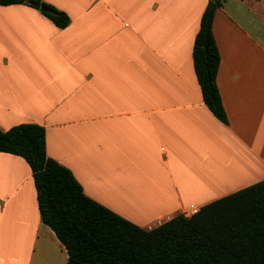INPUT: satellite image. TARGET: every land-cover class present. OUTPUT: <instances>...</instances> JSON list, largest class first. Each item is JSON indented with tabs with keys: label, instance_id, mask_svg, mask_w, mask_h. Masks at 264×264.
I'll return each instance as SVG.
<instances>
[{
	"label": "crops",
	"instance_id": "0c3cea01",
	"mask_svg": "<svg viewBox=\"0 0 264 264\" xmlns=\"http://www.w3.org/2000/svg\"><path fill=\"white\" fill-rule=\"evenodd\" d=\"M43 1L69 15L67 28L0 5L1 131L45 127L48 156L144 229L264 180V0L215 13L229 124L205 105L194 70L208 0ZM67 259L41 221L30 166L0 152V264Z\"/></svg>",
	"mask_w": 264,
	"mask_h": 264
},
{
	"label": "trees",
	"instance_id": "16d2710c",
	"mask_svg": "<svg viewBox=\"0 0 264 264\" xmlns=\"http://www.w3.org/2000/svg\"><path fill=\"white\" fill-rule=\"evenodd\" d=\"M226 0H208L193 45L205 105L229 124L217 85L220 52L215 13ZM39 10L59 29L69 15L43 0H0ZM0 152L30 166L41 221L67 251V264H264V180L217 199L191 217L183 213L144 229L88 197L70 169L47 154L46 129L22 123L0 130Z\"/></svg>",
	"mask_w": 264,
	"mask_h": 264
},
{
	"label": "built area",
	"instance_id": "2783aa9c",
	"mask_svg": "<svg viewBox=\"0 0 264 264\" xmlns=\"http://www.w3.org/2000/svg\"><path fill=\"white\" fill-rule=\"evenodd\" d=\"M200 208L198 207H190V209H188L187 211H185L183 214L186 216V217H191L195 214H197L199 212ZM161 225V224H160Z\"/></svg>",
	"mask_w": 264,
	"mask_h": 264
},
{
	"label": "bare ground",
	"instance_id": "6f19581e",
	"mask_svg": "<svg viewBox=\"0 0 264 264\" xmlns=\"http://www.w3.org/2000/svg\"><path fill=\"white\" fill-rule=\"evenodd\" d=\"M217 179H218V178H217ZM217 179H216V178H213V181H214V183H216V184L219 183V181H220V180H217ZM221 179H225V178H222V177H221ZM217 181H218V182H217Z\"/></svg>",
	"mask_w": 264,
	"mask_h": 264
},
{
	"label": "rangeland",
	"instance_id": "374dc122",
	"mask_svg": "<svg viewBox=\"0 0 264 264\" xmlns=\"http://www.w3.org/2000/svg\"><path fill=\"white\" fill-rule=\"evenodd\" d=\"M212 183L215 184L214 181H212Z\"/></svg>",
	"mask_w": 264,
	"mask_h": 264
}]
</instances>
